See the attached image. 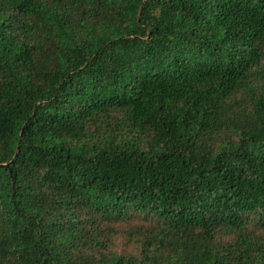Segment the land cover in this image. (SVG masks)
<instances>
[{"label":"trees","instance_id":"trees-1","mask_svg":"<svg viewBox=\"0 0 264 264\" xmlns=\"http://www.w3.org/2000/svg\"><path fill=\"white\" fill-rule=\"evenodd\" d=\"M0 264H264V0H0Z\"/></svg>","mask_w":264,"mask_h":264}]
</instances>
